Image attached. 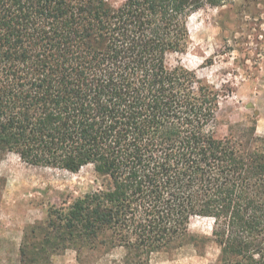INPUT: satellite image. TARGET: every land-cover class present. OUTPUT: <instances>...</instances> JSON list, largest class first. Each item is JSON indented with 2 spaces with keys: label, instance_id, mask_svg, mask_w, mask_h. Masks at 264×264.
Here are the masks:
<instances>
[{
  "label": "trees",
  "instance_id": "16d2710c",
  "mask_svg": "<svg viewBox=\"0 0 264 264\" xmlns=\"http://www.w3.org/2000/svg\"><path fill=\"white\" fill-rule=\"evenodd\" d=\"M206 3L0 0V159L97 177L23 231L20 264L101 247L149 264L208 240L215 264H264V137L255 119L218 136L220 92L167 64ZM193 217L213 220L211 237L190 232Z\"/></svg>",
  "mask_w": 264,
  "mask_h": 264
},
{
  "label": "rangeland",
  "instance_id": "374dc122",
  "mask_svg": "<svg viewBox=\"0 0 264 264\" xmlns=\"http://www.w3.org/2000/svg\"><path fill=\"white\" fill-rule=\"evenodd\" d=\"M115 7L123 0H105ZM187 18L188 43L183 52L167 56V64L195 71L219 92L216 133L242 135L255 119V133L264 137V0H215ZM92 165L78 172L29 165L14 153L0 159V264H20L23 231L45 217L51 205L94 189ZM213 220L193 217L190 232L211 237ZM219 248L208 240L203 248L185 244L152 253L149 264H215ZM123 248H74L51 257L48 264H123Z\"/></svg>",
  "mask_w": 264,
  "mask_h": 264
}]
</instances>
